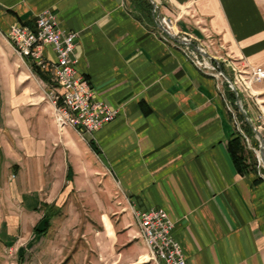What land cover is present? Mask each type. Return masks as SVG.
I'll use <instances>...</instances> for the list:
<instances>
[{
	"label": "crops",
	"instance_id": "crops-1",
	"mask_svg": "<svg viewBox=\"0 0 264 264\" xmlns=\"http://www.w3.org/2000/svg\"><path fill=\"white\" fill-rule=\"evenodd\" d=\"M152 1L172 33L197 45L212 37L241 64L264 67L256 0ZM47 10L76 34L77 76L117 115L91 140L57 129L52 83L30 72L43 88L27 74L2 86L3 243L25 242L22 264H149L134 211L156 208L187 264H264V179L232 163L234 127L216 80L132 0H0V33ZM45 54L53 59L50 47Z\"/></svg>",
	"mask_w": 264,
	"mask_h": 264
},
{
	"label": "built area",
	"instance_id": "built-area-1",
	"mask_svg": "<svg viewBox=\"0 0 264 264\" xmlns=\"http://www.w3.org/2000/svg\"><path fill=\"white\" fill-rule=\"evenodd\" d=\"M161 21L167 23L164 17ZM168 24L171 26V23ZM6 34L12 37L13 45L28 59L29 64L46 73L51 83L59 89V93L50 94V99L54 102L57 126L60 118L73 120L75 127L84 130L92 140L94 132L115 119L117 110L96 100L90 83L77 76V59L73 55L76 34L62 30L51 11L37 15L32 26L12 25ZM183 39L188 40L186 37ZM46 47L51 48L53 59L45 54ZM183 52L198 70L216 79L224 78L204 58L187 49H183ZM242 68L251 85L264 81L263 67L243 65ZM227 85L229 87V81ZM245 141H249L247 137ZM134 214L143 224L144 237L150 245V257L147 259L160 261V264H187L179 244L171 235L174 224L163 209L134 211Z\"/></svg>",
	"mask_w": 264,
	"mask_h": 264
},
{
	"label": "rangeland",
	"instance_id": "rangeland-1",
	"mask_svg": "<svg viewBox=\"0 0 264 264\" xmlns=\"http://www.w3.org/2000/svg\"><path fill=\"white\" fill-rule=\"evenodd\" d=\"M256 2L258 3L262 13L264 14V0H256ZM156 8H154L152 5L151 14L153 15L155 25H158V20L156 19V17H158L159 14ZM161 18L162 17L159 16L160 22L164 27L167 28L170 26L168 22L171 23V27H172L171 20H168L167 18L164 17L167 21V23L164 24L161 21ZM174 31L173 33L170 31V33H172L173 35H177L180 39H183V37H181L178 32H174ZM163 36L164 39L167 40L168 36H166L165 34H163ZM186 38L188 39L186 41L191 42L196 47L200 48L201 51L200 53H197L192 49V47L181 44L183 49L192 51L195 54H197L198 57L204 58L206 62H208L210 66L214 67L218 73H222L224 75L225 79L222 77H219L218 79L213 77L218 85L217 89L219 90L220 95L224 100V105L230 114L234 127V132L238 134L241 138V142L243 144L245 152H252L254 154V157L256 159V169H252V170L256 171L258 175H260V177L264 179V166L260 163L259 160V156H260L259 145L261 144L262 141L264 143V81L254 83L251 86L249 82V78L246 77L243 72L242 67L245 64H241L239 60L227 54L226 51H224V47L221 45V43L215 42V40H213L212 37H207V42L205 43L201 42V44L199 45L194 43L191 40V38L188 37ZM168 39L170 38L168 37ZM205 54L209 55V57H206ZM22 60L13 51L7 39L3 37V34L0 33V90H2V86L4 84L13 81L18 75H24V74L31 76V80L36 84L37 87H39L38 89L43 88L42 87L43 85L35 81V79L32 77L31 75L32 70L28 62L25 61L24 63L22 62ZM217 66H219L220 69H218ZM228 81L231 84V85L229 84V87L231 89H234L235 91L231 90L228 87L227 85ZM49 88L50 90L53 89L52 87ZM228 92L234 93V95L237 98L235 101V106L237 108L236 110L234 109V105H231L227 100ZM54 94L55 92L53 91L52 95ZM50 97L51 95H49V97L46 96V99H48L51 105L52 119L55 122V114H54V106H53L54 104L53 101H51ZM238 113L244 116V120L248 123V125L251 127L254 133L253 135L254 137H250L247 135L249 140L248 142L245 141L247 136L241 134L242 124L240 123V120L236 116ZM252 141L258 144V146L255 149L253 148ZM247 162L249 163V161ZM12 180H14L13 175L11 176V178H7V183L12 184L13 182ZM2 185L3 184H0V195L1 194L4 195V193H2L3 192ZM112 200L113 201L120 200V193L118 191V188H116L115 192H113ZM24 245L25 242H23V240H21L19 237L12 244H8V245L4 244L2 239H0V264H22L24 260H26V263H28L29 261L28 256L24 257L23 253H19L21 248H23L22 246ZM151 263L155 264L152 261L149 262V264Z\"/></svg>",
	"mask_w": 264,
	"mask_h": 264
},
{
	"label": "trees",
	"instance_id": "trees-1",
	"mask_svg": "<svg viewBox=\"0 0 264 264\" xmlns=\"http://www.w3.org/2000/svg\"><path fill=\"white\" fill-rule=\"evenodd\" d=\"M133 4L139 8L141 11L145 13V15L149 18V20L152 22V15H151V10H152V5L148 0H132ZM154 24V22H153ZM155 25V24H154ZM31 70L34 75H36L41 81H43L46 85H51V79L49 76L42 72L40 69L37 67L30 65ZM236 96L234 93L228 92L227 94V100L231 105H234V109L236 110L235 106V101H236ZM230 115V114H229ZM237 118L240 120V123L242 124V131L241 134H244L245 136H250L254 137V133L251 129V127L248 125V123L244 120V116L240 113H238ZM231 119V117H230ZM247 136V138H248ZM253 142V141H252ZM258 146L256 142H253V148L255 149ZM228 153L230 155V158L232 160V163L236 170L239 173H243L246 170H252L256 169V159L254 157V154L252 152H245L243 144L241 142V138L238 134L234 132L232 135V138L230 139L228 146H227ZM250 159V160H249ZM249 161V163L247 162ZM44 209L45 206H44ZM49 215L46 213L44 214V218L48 217ZM48 227L47 221L44 222V225L42 229L38 230L34 228V231L36 233H45Z\"/></svg>",
	"mask_w": 264,
	"mask_h": 264
},
{
	"label": "bare ground",
	"instance_id": "bare-ground-1",
	"mask_svg": "<svg viewBox=\"0 0 264 264\" xmlns=\"http://www.w3.org/2000/svg\"><path fill=\"white\" fill-rule=\"evenodd\" d=\"M162 24L160 22V19L158 20V24ZM166 28V27H165ZM167 32L170 33V31L166 28ZM172 34V33H171ZM5 39H7V41L9 42V44L11 45L13 51L18 55L19 58L25 60L27 58H24L22 53L19 52L18 48H16L13 43H12V37L8 36V34H5ZM225 79V78H224ZM230 84V83H229ZM231 85V84H230ZM54 104V102H53ZM54 106V105H53ZM54 114H55V111H54ZM55 122H56V115H55ZM56 127L59 128V129H64L66 127H70V128H73L74 130H76L78 133L84 135L86 134V132H84V130H80L78 129L77 127H75V124L73 123V120H69L68 118H60L58 119V126H57V123H56ZM259 160H260V163L264 166V163L262 162L261 160V157L259 156ZM136 217V220L138 222V226H139V229H140V234H141V237H142V240L148 250V256L144 259H141L140 261H143L144 263H149V262H154L155 264H160V261H153L152 259H147L148 257H150V245L148 243V239H145L144 237V229H143V224L140 223L139 219H138V216L135 215Z\"/></svg>",
	"mask_w": 264,
	"mask_h": 264
},
{
	"label": "water",
	"instance_id": "water-1",
	"mask_svg": "<svg viewBox=\"0 0 264 264\" xmlns=\"http://www.w3.org/2000/svg\"><path fill=\"white\" fill-rule=\"evenodd\" d=\"M152 3L153 7L156 8V5L153 3L152 0H148ZM157 20H159V16L156 17ZM157 27L159 28V30L165 34L166 36H168L171 40H174L176 41L177 43L179 44H182V45H186V46H189V47H192V49L197 52V53H200V49L198 47H196L194 44H192L191 42H188L184 39H180L177 35H173L169 32H167L166 28L162 25V24H158ZM206 57H209V55L205 54ZM218 69H220L219 66H217ZM259 155L261 157V160L262 162L264 163V143L263 141L261 142V144L259 145Z\"/></svg>",
	"mask_w": 264,
	"mask_h": 264
}]
</instances>
